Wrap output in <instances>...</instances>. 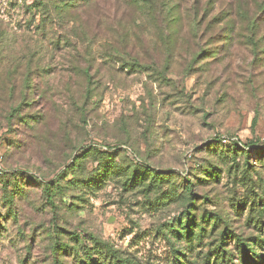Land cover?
Segmentation results:
<instances>
[{
  "label": "rangeland",
  "instance_id": "obj_1",
  "mask_svg": "<svg viewBox=\"0 0 264 264\" xmlns=\"http://www.w3.org/2000/svg\"><path fill=\"white\" fill-rule=\"evenodd\" d=\"M32 1L0 0V47L5 43L1 67L20 65L17 85L22 71L30 72L34 99L33 106H23L9 120L17 99L0 90V264H79L74 253L61 249L74 246L78 237L92 245L91 236L133 264H173L174 250L182 249L181 244L173 245L159 228L187 213L181 200L166 198L183 178L195 184L197 204L204 201L209 215L219 214L226 221L207 222L204 242L195 240L189 251H182L186 261L203 264L210 242L226 227L244 238L264 240V224L256 225L253 195L244 186L247 170L257 186L264 185V158L260 162L254 153L249 159L241 156L239 166L231 168L233 159L223 145L264 146V52L254 51L257 43L236 13L238 2L250 10L261 0H177L184 10L198 8L202 35L182 39L169 65L155 29L144 20L132 23L138 36L121 55L128 61L137 58L143 65L139 70L110 60L104 50L111 42L104 32L110 31L111 37L117 31L114 20L128 13L125 0L79 8L65 22L50 5L46 31L32 23L34 17L39 20L27 9L26 2ZM207 7L210 12L205 14ZM76 31L96 35L91 42ZM255 39L264 48V23ZM199 48L206 52L191 66L192 53ZM91 49L95 60L89 78L85 71ZM223 137L226 143H214ZM105 143L127 144L155 167L171 171L165 191L129 189L116 175L93 187L75 185L83 172L96 175L100 165L89 158L84 169L68 175L73 157L82 154L81 147ZM213 166L219 180L204 184ZM3 169L42 177L53 186L59 182L63 188L49 201L41 185L26 175L3 174ZM18 184L23 189L16 191L9 211L6 198ZM238 202L244 204L239 210ZM201 211L195 213L198 221ZM235 239L227 237L229 250L236 251ZM255 250L264 258V242ZM234 263L243 264L236 255Z\"/></svg>",
  "mask_w": 264,
  "mask_h": 264
},
{
  "label": "trees",
  "instance_id": "obj_2",
  "mask_svg": "<svg viewBox=\"0 0 264 264\" xmlns=\"http://www.w3.org/2000/svg\"><path fill=\"white\" fill-rule=\"evenodd\" d=\"M103 0H33L31 3H27L28 11L34 15H38L39 20L34 17L32 23L36 24V27L40 30L46 31L45 25L51 18V6L57 9L58 11V20L60 22H65L71 13L76 12L79 8H89L92 9L94 5L98 4ZM118 1V0H117ZM123 1V0H119ZM126 10L128 7V13L123 19H128L126 21L123 19L116 18L112 23L117 27V31L112 32L110 37V31H105L104 34L106 37H109L108 40L111 41L110 44L106 45L105 54L107 57L114 61L118 59L121 61L122 66L128 67L130 70H139L143 67L139 63L137 58L132 60L125 59L121 54L128 52L129 42L132 37L138 36V31L136 28H132V23L138 22L139 20L147 21L148 26L155 29V34L163 43V50L166 53L168 58V65L170 62L171 56L175 55L176 50L181 48L182 39H188L192 36H201V29L203 25L202 17H200L197 7H193L187 10H184L181 3L177 0H125ZM210 9L207 7L205 14H208ZM236 13L239 16L242 23L246 26V29L250 31L253 36V41L257 44H254L255 52H264V48H260L258 44L259 40L255 37L259 33V29L262 23H264V0L256 2L255 9L249 10V7L243 2H238ZM188 19V21H187ZM132 21V22H131ZM229 23L233 24V17L229 18ZM211 24L208 23V26ZM109 28V27H106ZM111 28V27H110ZM76 33L81 36L83 39L91 40L94 38L95 32H86V31H76ZM91 37V38H90ZM69 43V37H67ZM1 42H4L2 40ZM70 45V47H71ZM5 49V43L0 47V90L8 95L9 99L13 101L17 99L9 112V120L12 117H15L20 114L21 110L24 109L23 106L31 107L34 104V99L32 98L33 94V79L30 75V72L26 74L25 71H22L21 84L17 85V75L19 76V67L17 64L14 68L10 65L8 68H2L1 57L2 51ZM88 51V50H87ZM90 51V52H89ZM87 55L91 57L86 58L89 60L86 63V75L90 78L88 71H92L94 66L95 55L93 50H89ZM203 49H198L192 53V59L190 61L191 66L198 57L205 53ZM258 55V54H257ZM132 56V55H131ZM130 56V57H131ZM139 67V68H138ZM167 68V65L166 67ZM29 70H32L29 68ZM11 82L13 85H10ZM17 97V98H16ZM37 115H33L31 119L38 120ZM28 118V115H27ZM27 118H25L27 122ZM29 121V120H28ZM256 122V121H255ZM220 137V136H218ZM214 143H222L223 141L220 138L219 140H214ZM213 143V144H214ZM228 146L227 153L228 156L233 159V164L231 168L239 166L238 157L244 156L246 159L250 158V154L254 153L257 156V161H262L264 158V146H257L254 143L245 142L241 146L239 142H231L230 144H223ZM82 154H77L73 157V161L69 164L67 169L69 171L67 174L74 173L78 168H85L84 163L89 158H94L98 161L100 169L96 175L94 173H84L82 178L76 180L75 185H85L88 187H93L95 184H100L106 181L110 176L116 175L120 178L123 186L126 188L132 189L135 187H142L145 191L149 192H164V186L168 184L171 176V171L163 170L155 167L137 151H135L131 146L127 144H99L97 146L90 145L89 147H81ZM248 165V164H247ZM76 167V168H75ZM2 169V168H1ZM247 170V169H246ZM3 174L9 175H20L24 177L26 175L28 181L33 182L36 185H41L49 196V201H51L56 192H59L63 186L56 182L53 186V181L47 182L44 178L39 176H34L27 174L25 172L17 170H1ZM209 174L206 175L202 182L204 184H210L213 182H218L219 173L215 166L212 167V170L208 171ZM246 179L244 180V186L253 195L251 197V214L252 211L256 210L258 218L256 220V225L264 224V185H256L254 183L249 170H247ZM92 175V176H90ZM106 177V178H105ZM169 178V179H168ZM57 181V180H56ZM10 182V181H9ZM7 184V181H6ZM16 184V182H15ZM24 184H18L17 189L11 190L12 194L6 198L7 206L9 211L12 209L13 202L16 198V195L19 191L23 189ZM177 187L173 192H169L166 196L167 200H181L188 208L187 213L183 214V217L179 218L178 221L170 224H165L161 226L159 232L164 235H168L167 239L172 241V244L180 243L182 249H175L173 254V264H192L191 261H186L185 252L189 251L196 240L199 244L204 242V239L207 235V222L213 218L216 222H226L222 216L219 214L215 217L209 215V212L203 207L204 201L200 204H197L196 194L193 182H190L189 179L183 178L180 182L176 183ZM260 190V192L255 191V187ZM180 188V191H179ZM203 199H207L204 197ZM244 202V201H243ZM243 202H238V210L243 207ZM256 202H258L256 204ZM263 206V207H262ZM203 208V209H202ZM196 210H202L200 213V219L198 221ZM197 228L199 232H197ZM231 235L236 236L235 239V250H229L227 247V237ZM94 240L92 245H85L79 237L76 238V243L74 246L65 244L61 249L62 252H72L75 255V258L78 259L79 264H133L128 257H125L119 250L114 249L112 246L104 248V246H99L101 243L99 240H96L94 236H91ZM252 241V242H251ZM264 240L261 237H251L244 238L242 236L236 235L233 230H230L228 227L224 228L220 234L209 244V249L206 254L203 256V264H235L234 255L241 259L243 264H264V258L255 250L256 244H263ZM59 249H55V254H59ZM182 252V253H181ZM181 254V255H180ZM97 256V257H96ZM55 264H61L58 261H55Z\"/></svg>",
  "mask_w": 264,
  "mask_h": 264
},
{
  "label": "built area",
  "instance_id": "obj_3",
  "mask_svg": "<svg viewBox=\"0 0 264 264\" xmlns=\"http://www.w3.org/2000/svg\"><path fill=\"white\" fill-rule=\"evenodd\" d=\"M222 141H224V143H226L228 141L227 137H223Z\"/></svg>",
  "mask_w": 264,
  "mask_h": 264
}]
</instances>
